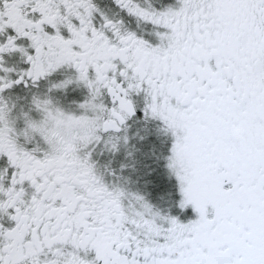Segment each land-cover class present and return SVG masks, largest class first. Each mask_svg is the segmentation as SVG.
I'll return each instance as SVG.
<instances>
[{"label": "snow or ice", "instance_id": "6c2138e0", "mask_svg": "<svg viewBox=\"0 0 264 264\" xmlns=\"http://www.w3.org/2000/svg\"><path fill=\"white\" fill-rule=\"evenodd\" d=\"M0 264H264V0H0Z\"/></svg>", "mask_w": 264, "mask_h": 264}]
</instances>
